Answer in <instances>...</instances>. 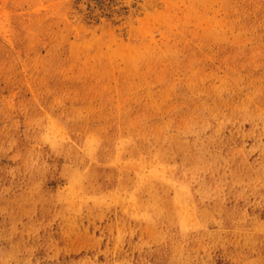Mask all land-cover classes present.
<instances>
[{"label": "rangeland", "instance_id": "374dc122", "mask_svg": "<svg viewBox=\"0 0 264 264\" xmlns=\"http://www.w3.org/2000/svg\"><path fill=\"white\" fill-rule=\"evenodd\" d=\"M0 264H264V0H0Z\"/></svg>", "mask_w": 264, "mask_h": 264}]
</instances>
